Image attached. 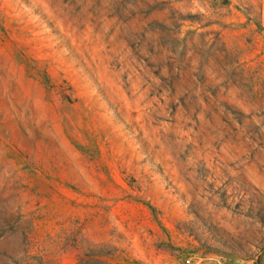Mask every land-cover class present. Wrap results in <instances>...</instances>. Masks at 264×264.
Masks as SVG:
<instances>
[{
    "label": "rangeland",
    "instance_id": "obj_1",
    "mask_svg": "<svg viewBox=\"0 0 264 264\" xmlns=\"http://www.w3.org/2000/svg\"><path fill=\"white\" fill-rule=\"evenodd\" d=\"M0 264H264V0H0Z\"/></svg>",
    "mask_w": 264,
    "mask_h": 264
}]
</instances>
